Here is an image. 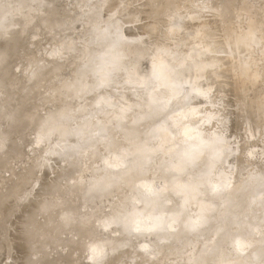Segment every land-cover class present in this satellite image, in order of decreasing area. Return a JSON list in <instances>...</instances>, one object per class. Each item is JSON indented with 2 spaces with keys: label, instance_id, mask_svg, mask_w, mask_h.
Listing matches in <instances>:
<instances>
[{
  "label": "rangeland",
  "instance_id": "rangeland-1",
  "mask_svg": "<svg viewBox=\"0 0 264 264\" xmlns=\"http://www.w3.org/2000/svg\"><path fill=\"white\" fill-rule=\"evenodd\" d=\"M54 1L56 2L55 7H53L54 13L48 14L41 9V4L51 3V0H25V3L22 5H19L16 0H0V17L5 19L6 23H8L7 27L0 25V76L3 75L1 76L2 78L0 77V88L2 87L0 89V99L2 98V100H0V106L2 105L0 107V124L2 123L3 125L6 123L4 128L7 126V118L4 116L10 113L11 110H14L20 102L24 103L23 99L26 97L28 98L26 99L27 102L25 101V103L29 104L30 106L25 103V105L22 104V109L24 111L29 110L30 107V110H33L36 107L38 109V106H40V116H45V113L50 110L53 111V105H49L45 101L46 98H48L49 95L54 96L56 93L55 90L59 87L71 86L73 83H75L76 73L80 69L85 68L86 64L91 63L94 66L95 75L88 74L83 80L87 83V85H85L84 91L77 93L74 91L75 89H71L68 100L56 114L58 118L62 120V122H65L68 121L69 112H76L85 105L90 107L83 117L76 118L74 120L76 121V125L70 126V130L74 129L76 126H83V123L90 119L92 122H96V119L99 117L101 121L105 123L108 122V119L112 121L113 117H127L129 114L138 115L142 112L146 114L142 125H145L146 127L147 125H149V127L152 125L151 127L155 128L161 127L163 125L171 133L172 142L175 146H182L186 142L185 139L182 138H185V135H187L188 140L185 145L188 146L189 144H192L193 146L200 147L202 149H204V147H208L211 151L207 149L206 152L208 154L210 153V159L214 161L212 165V172L210 174L206 172V169H202L204 172L199 175L197 180L200 182L202 178L208 176L213 182L209 184L214 185L217 183L215 184L216 186L214 185V187H217L214 189L216 190V192L214 191L215 194L206 193L201 198V201H196V199L193 200V198H186L187 200L178 199L179 195L177 198H173L175 194L168 192L165 194L164 199L162 198L163 200L160 199L161 202L168 201L169 198L175 199V202L173 201V203L168 204L166 208H164L163 214L165 215H162V219L170 222L179 212L170 216H166V213L172 214L170 212H177L174 209L176 205H178V207L181 209H188L187 215L189 217L193 216L192 210L198 211V216L200 219L203 216V211L198 210L197 207L201 204V202H206V204L208 203L209 207L206 211V214H212L213 216H211L212 219L210 223L206 222L207 226H203L204 223H202V227H200L197 232L195 231L196 233H193L187 232L181 223H175L172 225L173 229L170 225V228L174 234V241H170V244L167 245L165 242H163L160 245L152 246V244H150L149 238H146V240H148H145L146 243L144 238L143 241L142 239L127 240V242L125 241L126 243L124 242L126 248L128 247L129 250H133L134 252L139 250L136 253H133L132 251V254L128 256H120L118 254L112 253L111 251L110 253L106 251L105 253L104 251L101 252L102 250L93 245V243L90 253L92 261H87V253L85 252L88 249L87 242L85 244L86 246L84 245V251L81 253V257H85L86 260L80 257L82 259L80 260L81 264H92L94 260L95 262L99 260L102 255L108 258L107 264H155L157 260L155 259V256H157L156 258L162 257V261L159 258V261L157 260L156 264H164L163 261L166 262L167 259L169 260L165 264H181L182 261L186 262L185 264H191L192 261L189 260L190 256H194L198 249L197 247L199 246L200 248L204 242L207 243L208 241H212L216 237L215 234H212L211 231H208V228L210 227L209 225L216 226V223L212 222L214 221V218H216L221 213L223 209V199H226V196L228 195V192L232 188L233 184L238 180L237 174L239 171L237 172L236 166L243 164L248 167L246 170L240 173L239 179H248L251 184L252 182L258 184V187L261 188L260 190H263L264 192V185L260 183V176H264V172H256L257 170L259 171L260 169H264V162L258 161L255 158H248L249 160H246L248 152L252 151L257 153L255 156H260L264 161V148H262L260 145V142L264 141V122H260L261 120L258 117V112L252 111L251 116L245 117V109L247 108L246 106L254 105L257 107V105H259L257 101L252 102L251 98H254L252 93L256 94L258 92L259 94L261 89L264 92V80H261L256 84L249 83L246 80L244 85H242L241 90L237 91V86L240 87V84L238 85L237 79L235 77L237 72L235 73L234 71L236 70L237 65L230 59V48L223 40L222 21L205 9L201 10L203 9L200 6L202 4L201 0H188L189 3L187 6L182 5V1L180 2V0H169L158 6L155 9L154 14L152 13V5L154 0H104L102 5L99 7L95 6L92 8V10L98 16L97 18L93 19H97L98 24L95 26H104L107 28V30L104 31L103 36L100 38H89L91 43L87 48L83 46L82 41V38L85 37L84 34L86 33H82L80 30L83 28H88V25L85 23V19L79 15V13H81V7L84 3H82L81 0ZM78 2L81 3L78 7H76ZM260 3H264V0H232V9L230 11V16L228 17L230 26L227 27L229 28L227 31H231V29L235 28L238 31L237 34L239 33V35H241L240 37L245 35L243 37L245 43L242 46H239V51L237 49L238 53L236 54L237 56H244L248 59V61H250L246 72L248 78L253 77L254 72L257 70V65L259 64V60H257V58H260L261 55L257 50L260 47V42L257 35L253 34L247 36V34L250 33H247V31L244 33L246 30L245 21L247 20H244L243 18L239 19L236 15L240 9L244 8L253 11L254 7L260 5ZM219 4L220 0H214L208 7L209 9L211 8V10H213L216 9ZM140 6L141 8L139 9ZM174 7L180 8L179 10L177 9V13L181 15V22L179 23L180 29L178 32L170 34L172 37L167 35L165 37L164 31L169 28L170 23H165L164 20H162L163 17L161 14L164 11L171 10ZM197 14L199 17H195ZM196 18L197 21H195ZM152 24L155 25L156 30L154 31H151L149 28V26ZM91 26L92 25H90L89 28ZM96 27L94 28L95 30L91 29L92 33L93 31L96 32ZM213 29H216V31ZM16 31L18 33L16 34L15 38L9 42L11 36ZM212 32L217 35L212 34ZM218 36L221 38L222 42L219 40L220 38ZM196 37L197 39H195ZM102 39L105 40L100 41ZM124 42L130 43V46H132L129 50L130 53L128 57L125 56L127 50L125 47H120L117 50L114 49L117 44ZM166 42L167 45L165 44ZM219 42L220 46L217 45ZM214 43L216 45H214ZM205 45L210 46V48L207 47V50L203 49L202 51V47L204 48ZM193 47L197 49H194ZM83 48L86 50L85 59L82 58V55L80 56L77 53L81 52ZM208 50L209 52H206ZM216 50H220L219 52L222 51L226 54L222 53L218 55V64L216 63L215 67L208 68V72H211L209 75L205 77L197 75L201 66H204L208 63H213L210 59L213 54L211 52H215ZM58 51L59 53H57ZM163 52L167 53L166 55L169 53L172 55L171 57L166 58V63H164L162 59L159 58V55H163ZM198 53H200L199 58L194 60V63L190 62L188 57L192 54L195 55ZM122 56L125 58H121ZM183 56L186 60L183 58ZM102 58H104V60L109 58L107 59L108 61L111 59L110 65L113 64L111 69L100 65L101 63L99 60H102ZM174 58L176 62L175 64ZM55 59H58L57 64H54ZM41 69L46 73L51 74V76L50 78H46L43 82L40 80L36 83L37 79L35 78V74ZM165 69L167 71L164 73ZM212 70L215 71V74L212 72ZM237 71H239V73L241 72L242 74L244 70L239 69ZM178 72L181 76L178 74ZM32 78L35 79L33 80L34 82H28V79L31 80ZM97 79L101 80V82L99 83V80ZM182 79L183 81L181 82ZM138 83L142 84L139 86V88L136 86ZM25 84H27V86L26 89L23 90ZM30 85L32 88L38 86V88L34 90V93L30 91ZM212 86H215V90L210 89ZM197 88H203L202 91H200L201 93L195 92L197 91ZM207 88H209L211 91ZM24 91L27 92L24 93ZM10 94H12L11 99H9ZM79 94L81 99L78 101L76 96ZM261 95H264V93H260L259 96ZM151 97L153 98L152 100ZM20 98L22 99L19 100ZM36 101H39V103H36ZM7 107H9V110ZM159 107L160 109L163 107L164 114L178 110V112H176L177 120H169V122L166 123L168 120H164V114L157 113ZM192 107L196 109L193 111V114H189ZM106 125L108 127L106 128L108 131L106 137L111 138L112 140L115 139V137H118L117 139L122 138L123 131L116 130L114 126H111V124L109 125V122ZM90 127V129L93 128L91 125ZM5 129L3 130L0 128V198L7 196L10 190H14L16 187H18L15 184L17 172H21L18 174V176L26 174L32 170L37 160H39L38 164H43L44 162L45 165L42 170H38L41 172H33L34 177L19 190V193L22 197L21 199L13 200L10 198V200L7 201L4 207L0 210V218L3 219V222L0 221V248L3 247L2 251H0V264H25L28 262V260L36 261L38 259L42 261L45 259L48 249L41 253H34L33 255V250L26 248L24 239L21 241L20 237L25 234V230L29 225V221L34 218L33 214L37 206L44 202V200H47L45 198L48 197V195L50 198L54 196L55 193L53 192L47 194V190L53 188L56 185H58L57 187L60 186L63 189H68L66 187L71 188L74 183L78 182L77 172L80 171V169H74V165H77L79 161L81 162V160L84 161L85 158L77 155V143L75 144L71 137L69 138L66 133H63L64 135L60 134L56 129L53 128L49 130H39L35 133H33L34 129L26 132L25 135L27 136H21V140L24 142L21 146V148H23L21 155L19 157H12L11 149H13L14 146H20L21 140L18 139V135L9 137L7 134H5V132L8 131V128L6 130ZM182 135L184 136L182 137ZM211 136L218 138L219 140H213L210 142L208 141L207 143L205 142V144L203 140H209V137ZM62 140L65 141L61 142ZM57 142L60 147L55 146ZM256 145H258L257 148L255 147ZM54 146L56 148H53ZM55 151L58 152V154H55ZM63 151H66L67 154H63ZM100 153L106 162L109 160L108 162L110 165L108 164L107 167L110 170H118L120 167L123 168L124 166L129 165L131 162V156H127L126 160H124V149H114L108 145V141L101 145ZM154 153L157 154L156 159H160L161 162L166 160L170 154V151H165L163 149L160 150V148L156 147V152ZM208 154L206 155L207 157ZM114 156L115 160L113 159ZM45 158H48L47 162L45 161ZM118 158H120L119 161H117ZM7 159H9L10 166L7 165L6 168H2L1 166L5 165ZM63 160L65 162H63ZM121 160L124 161L123 164ZM112 161L114 162L112 164L117 166V168H113L114 165L111 166L110 162ZM117 163L120 164V166ZM200 163L201 162L198 159H194L184 165L180 173L175 178L171 179L170 184L185 185L186 187L184 189L189 192V194L195 191L194 185H192L193 181L190 182L191 178L188 175L191 174L193 170L199 169L201 166ZM259 166L262 168H258ZM69 170L70 172H68ZM88 170V173L86 172L84 175L85 178L83 179V182L88 180L87 177L90 174V169ZM250 171H252V173L256 172V174H258L255 177L256 181L254 177H252V173ZM69 177L70 179H68ZM9 180H13L14 182H10ZM150 182L154 183L152 181ZM150 182H145L144 185ZM66 183L67 185H65ZM34 185L38 186L36 187ZM153 185H155V187ZM146 186L144 187V193L154 191L158 192V185L156 183L152 185L149 184V187H151L147 188L149 190L148 192L146 190ZM65 198L67 199L68 197L65 196ZM131 199L132 202L135 203L137 201L136 203L138 204L139 199L137 195H132ZM251 199L253 201L252 203L257 204L258 200L261 198L256 199L254 195L251 196V193H249L245 202H251ZM60 203L61 202L59 201V204ZM19 204L20 207H18ZM252 205L253 204L249 203L246 209H238L236 213L238 215H244L246 213L250 218H253L257 214V208L255 205ZM155 207H158L157 209L162 213L161 205L155 204ZM61 208V204L58 208L55 207L53 209V216L56 215V218H58V215L61 213ZM150 210L151 209L149 208L148 210L141 212L139 218L145 215L149 216L150 214L148 211ZM83 211L90 213V210ZM108 211V209H105L106 213H108ZM2 212L4 214H2ZM158 215L160 214L158 213L154 216H156L157 219L161 218ZM15 216H18V218ZM45 218L47 217L45 216ZM45 218L44 216L37 217V223L43 224ZM159 220H157V222H160ZM134 222L139 223V220ZM162 222L163 220L161 223ZM144 224H149V222ZM120 227L122 228L121 224L117 229L121 230ZM227 228L232 234H236L239 231L238 228L234 226H227ZM259 229H264V224L260 225ZM120 232H122V230L118 231L115 229L113 234L118 236L121 234ZM64 234H62L63 236L60 235V238L64 239L67 237L66 235H68V233L66 232ZM257 236H260V233H257L256 230H246L241 238H237L233 243H225L221 246H217V249L220 255H224L226 258L234 260L238 255V252L235 248L237 247V249H240L239 245L241 243L253 241L255 240V237L257 238ZM68 237L70 238L69 235ZM200 237L204 239H201ZM206 237L207 239H205ZM187 239H189L193 245ZM129 241H131L132 246L129 245ZM138 242H140V245ZM18 243L20 245V251L18 249ZM147 243L149 245H147ZM231 244L234 245L232 246ZM58 246H60V244H58ZM140 246L142 248H140ZM149 246L150 251L148 250L147 252V249H149L147 247ZM234 246L236 247L234 248ZM93 248L94 251H92ZM97 248L101 253H103L101 256L97 255H100L99 251L96 254ZM143 248L145 250L144 253L141 254ZM163 248L167 250H163ZM261 248H264V245L261 246ZM193 249L195 251H193ZM92 252H94L93 256ZM175 252L178 254V256H181H177V260H175ZM259 252V249L254 251V249L251 248L246 255L251 260H257L259 257ZM149 254H152L153 256L151 255L150 257ZM133 255L134 257L137 256L136 259L139 257V260L137 261L135 258H132L131 256ZM129 256L131 258H129ZM75 257L78 258L79 256H74V258ZM152 257L153 259H151ZM163 257L166 258V261L165 258L163 259ZM143 259L146 261L143 262ZM186 259L189 260V262L186 261ZM152 260L154 261L151 262ZM179 261H181V263ZM64 262L59 264H64ZM184 262L182 264H184ZM222 263L223 262H220L219 264ZM78 264H80L79 261ZM260 264H264V260Z\"/></svg>",
  "mask_w": 264,
  "mask_h": 264
},
{
  "label": "bare ground",
  "instance_id": "bare-ground-1",
  "mask_svg": "<svg viewBox=\"0 0 264 264\" xmlns=\"http://www.w3.org/2000/svg\"><path fill=\"white\" fill-rule=\"evenodd\" d=\"M81 1L84 4L81 7V11H80L81 13H79V15L81 17H83V19H85V23L88 25V28L87 29L83 28L80 30L82 31V33L83 32L86 33V34H84L85 37L82 38V41H83V46L85 48H87L91 43L90 39H94L96 37L97 38L102 37L104 34V31L107 30V28H105L104 26L96 27L95 25L98 24L97 19L93 20L94 18H97L98 16L96 13L93 12L92 8L95 6L99 7L100 5H102L104 3V0H81ZM167 1H169V0H154V3L152 5V7H153L152 13L154 14L155 9ZM213 1L214 0H201L202 4L200 6H201V8H203L201 10L205 9L206 11L210 12L212 15H214L215 17H217L219 20L222 21L221 22L223 25L222 26L223 27V30H222L223 34L222 35L224 37L223 40L225 41L226 45L230 48V55H229L230 59L233 62H235L237 65L236 70H234L235 73L237 72L235 77L237 79L238 85L240 84V87L237 86V88H236L237 91L241 90V87H242V85H244L246 80L249 83H253V84L259 83L261 80L263 81L264 80V28H263L264 27V3H262V4L260 3V5H257L256 7H254L253 11L250 9H246V8L240 9V11H238V13L236 15L239 19L243 18L244 20H247V21H245L246 22V30L244 31V33L246 31H247V33H250V34H247V36H250L253 34L257 35L258 40L260 42V45H259L260 47L257 50L259 51V53L261 55H260V58H257V60H259V64L257 65V70L254 72L253 77L248 78L246 75V72H247L248 65H249L250 61H248V59L246 57H244V56L241 57L239 55L237 56V54H236V53H238L237 49L239 48V46H242L245 43V40L243 38L245 35L240 37L241 35H239V33L237 34L238 31L235 28L231 29V31H227L229 29L227 27L230 26V22L228 20V17L230 16V11L232 9V0H220V4L218 5V7L216 9L211 10V8L209 9L208 6ZM16 2L19 5H22L25 3V0H16ZM180 2L182 3V5H185V6H187V4L189 3L188 0H180ZM80 3L81 2H78L76 4V7H78L80 5ZM55 4H56V2L54 0H51V3L41 4V9L48 14L54 13L53 7H55ZM140 8H141V6L139 7V9ZM177 9L179 10L180 8L174 7L171 10L164 11L161 14L163 17L162 20H164L165 23H168V24L170 23L169 28L164 31L165 37H166V35L172 37V35H170V34H172V33L174 34V33L178 32L180 29L179 23L181 22V15H179L177 13V11H178ZM196 13H198V12H196ZM195 17H199L198 14L195 15ZM195 21H197V18ZM0 25L7 27L8 23H6L5 19L0 17ZM90 25H92V26L94 25V26L93 27L91 26L92 28L91 27L89 28ZM194 25H192V26H194ZM95 27L97 30H96V32L93 31V33H96V34H93L91 32L92 31L91 29H94ZM149 28L151 31L156 30L155 25H153V24L150 25ZM214 28H216V27H214ZM191 29H192V27H191ZM213 30L216 31V29H213ZM17 31L11 36L9 42L15 38L16 34L18 33ZM87 31H88V33H87ZM208 33H210V32H208ZM212 34H214V32H212ZM214 35H217V34H214ZM176 37H177V35H176ZM195 39H197V37ZM208 39H209V37H208ZM104 40L105 39H102L100 41H104ZM180 40H182V39H180ZM219 40H221V38ZM161 41H162V39H161ZM178 42H181V41H178ZM221 42H222V40H221ZM165 44L167 45V42ZM178 44H180V43H178ZM219 44H220V42L217 45H219ZM130 45H131L130 43H125V42L119 43L115 46L114 49L117 50L120 47H125L127 49L125 56L128 57L129 53H130L129 50L132 47ZM214 45H216V44L214 43ZM207 47L210 48V46L205 45L204 48L202 47V51H203V49H206ZM223 47H225V46H223ZM194 49H197V48H194ZM157 51H158V49H157ZM219 51H217V50L215 52L210 51L211 53H213L211 58H210L213 63H208L204 66H201L197 75H199V76L201 75V76L205 77V76L209 75V73H211V72H208V68H212V67L216 66V63L218 62V59H217L218 55H220L222 53L226 54L225 52H222V51L219 52ZM238 51H239V49H238ZM241 51H243V50H241ZM164 52H163V55L162 54L159 55V58L162 59V61L164 63H166V61H165L166 58L171 57L172 55L170 53L168 55H166L167 53H164ZM206 52H209V50ZM55 53H56V51H55ZM57 53H59V51ZM77 53L80 56L82 55V58L85 59L86 50L84 48H83V50H81V52H77ZM199 56H200V53L195 54V55L192 54L188 57V59L190 60V62L194 63V60L199 58ZM51 57H52V53H51ZM185 57H186V55H185ZM121 58H125V57L122 56ZM183 58H184V56H183ZM1 59H4V58H1ZM107 59H109V58H107ZM107 59L104 60V58H102V60H99L101 63L100 65L103 67H107V68L111 69L113 64L110 65L111 59L109 60L110 63ZM114 61H115V58H114ZM254 61H255V59H254ZM57 62H58V59H55L54 64L55 63L57 64ZM182 62H183V59H182ZM1 63H2V61H1ZM175 63L176 62H175V58H174V64ZM116 68H118V67H116ZM239 69L244 70L242 73L243 75L241 74V72L239 73V71H237ZM166 71L167 70L165 69L164 73ZM137 72H138V70H137ZM212 72H214V74H215V71L212 70ZM88 74H94L95 75V69L91 63L86 64L85 68L80 69L76 73L75 83H73L71 86L59 87L58 89L55 90L56 93L54 96L49 95V97L46 98L45 101L49 105L50 104L53 105L54 110L48 111L47 113H45V116H40V113H39V111H40L39 107L40 106H38V109L36 107L33 110H30L31 107L29 108V110L26 109L27 111H24L22 109V104L23 105L27 104V103H25V101L28 97L23 99L25 104L20 102L18 105L19 107L16 104L17 107L14 110H11L10 113H8L4 116L7 118L6 119L7 120V126H9V127L5 126V128L6 127L8 128V131H6L5 134H7L9 137H12L13 135H18V139L21 140L22 139L21 136H27V135H25L26 132H29L32 129H34L33 133H35L39 130H44V129L49 130V129L53 128V129H56L57 132H59L60 134L66 133L69 138L71 137L72 141H74L75 144L77 143V148H78L77 155L81 156L82 158H85L84 161L81 160V162L79 161V163L77 165L75 164L76 166L74 165V167H75L74 169H80V171L77 172L78 173V178H77L78 182L74 183L73 186H71V188L66 187L68 189H63L60 186L57 187L58 185H56L53 188L47 190V194L53 192V193H55L54 194L55 197L53 196L50 198V196L48 195V197L45 198L47 200H44V202L40 203L39 206H37V208L35 209L34 214H33L34 218H32L29 221V225L26 227L25 234H23L20 237V240L22 241L24 239V243L26 244V248L32 249L33 255H34V253H41L47 249H48V253H46L45 259L42 261H40V259H38L36 261L28 260V262L25 264H38V263H41V264H59V263L64 262V261H65L64 264H78V261L81 264L80 260H82L83 258L86 260L85 257H81V253L84 251V247L86 246L85 244L87 242H88V249L85 251L87 253L86 254V257L88 259L87 261H92V257L90 256V253H91V248L93 245L97 246L100 250H102L101 252L104 251V253H105V251L108 253H110V251H111L112 253L118 254L120 256H128V255L132 254L133 250H129L128 247L126 248L125 243L127 242V240L142 239V241H143V238H144V241H145L146 238L147 239L149 238L150 244H152V246L153 245H160L163 242H165L167 245V244H170L169 242L174 239V234L172 232V229H173L172 225H174L175 223H181L187 232L196 233L198 231V229L200 227H202L201 226L202 223H204L203 226H207V223H210V221L212 219L211 216H213L212 214H208V215L206 214V211L209 207V204L208 203L206 204V202H201V204L197 207V209L203 211L204 217L202 216V218L199 219V216H198L199 213H198V211H195V210H192V214H193L192 217L193 218L189 217L187 215L188 209H186V208L181 209L180 207H178V205H176V207L174 209L177 212H170L172 214L166 213V216H170V215H173V214L179 212L176 215L177 217L176 216L173 217V220L171 222L166 221L165 219H162L163 218L162 215H165V214H163L164 208H166V206L168 204L173 203V201L175 202V199L169 198L168 201H162V202L160 201V199H162V198L164 199L165 194L168 192L175 194L173 198H177V196L179 195L178 199L187 200L186 198H191V199L193 198V200L196 199V201H201V198L206 193L215 194L214 191L216 192V190H214V189L217 187H214V185L217 183H215L214 185L209 184L212 182V180L208 176H206L205 178H202V180L200 182H198V180H197L199 175L202 172H204V171H202V169H206L207 170L206 172L210 173V174L212 172V165H213L214 161H212L210 159L211 158L210 153L208 154L206 152V150L209 149L208 147H204V149H202L200 147L193 146L192 144L191 145L189 144L188 146L185 145V143H187V140H188L187 135H185V138H182V139H185V141H186L183 144L184 146L183 145L182 146L179 145L180 147L175 146L172 142L171 133L163 125L161 127H158V128L151 127L152 125L150 127H149V125H147V127L145 125H142L143 119L145 118V115H146L145 113H142V112H141V114H138V115L129 114L127 117H125V116H122L119 118L113 117L112 121H110L108 119L109 125L111 124V126H114L115 129L118 131L119 130L123 131L122 138L117 139L118 137L117 138L115 137V139H113V140L111 138L106 137L107 136L106 134H108L107 133L108 131L106 129L108 127L106 124H108V122L103 123L99 117L96 119V122L95 121L92 122L90 119V120H87L86 122H84L83 126L82 125L76 126L74 129L70 130V126L76 125V121H74V120L76 118L83 117L84 114L90 108L86 105L83 106L80 110H78L76 112H69L68 113L69 114L68 121L62 122V120H60L58 118V116L56 114L64 106L65 102L68 100L69 95H70V90L75 89L74 91H76L77 93L84 91L85 85H87V83L84 82L83 80L86 78V76ZM178 74H179V72H178ZM1 76H3V75H1ZM50 76H51V74L46 73L44 70L41 69L35 74V78L37 79L36 83L39 82L40 80L43 82L46 78H50ZM165 78H166V76H165ZM33 80H35V79L34 78H32L31 80L28 79V82H31ZM97 80H99V79H97ZM223 80H225V79H223ZM182 81H183V79L181 80V82ZM100 82H101V80H99V83ZM99 83H98V85H99ZM8 84H10V83H8ZM40 85H41V83H40ZM141 85H142L141 83L136 84V86H138V88ZM10 86H12V85H10ZM24 86H23L24 89L23 88H21V89L25 90L27 84H25ZM162 87H160V88H162ZM37 88H38V86L37 87L35 86L34 88H32L30 85L29 89H30V91H32V93H34V90H36ZM163 89H160V90H163ZM199 89L197 88V91H195V92L199 93L200 91H202L203 88L202 89L199 88ZM207 89H209V88H207ZM210 89L215 90V86H212V88H210ZM261 90H260L259 94H258V92L256 93L257 95L255 93H252V96L254 98H251V101L252 102L257 101L259 103V105H257V107L254 105L246 106L247 108L245 109V117L251 116L252 111L258 112L259 113L258 117L261 120L260 122H264V109H263L264 95L259 96L260 93L263 94L264 92H263V90L262 91ZM25 92H27V91H24V93ZM26 96H30V95H26ZM46 97H47V95H46ZM76 97H77L78 101L81 99L80 94ZM11 98H12V94H10V96H9V99H11ZM22 98H20L19 100H21ZM50 99H52V100H50ZM152 99L153 98L151 97V100ZM0 100H2V98ZM36 100H37V98H36ZM37 102L39 103V101H36V103ZM32 103H31V105H32ZM27 105H29V104H27ZM10 106H11V104H10ZM181 106H180V108H181ZM3 107H5V106H3ZM8 108L9 107H7V109ZM7 109H5V110H7ZM195 109L196 108L192 107L189 114H193V111ZM163 111H164L163 107H161V109L159 107V110L157 111V113L162 114ZM176 112H178V110H175V112H170V113L168 112L166 114L163 113L164 114V120H166V119L168 120L167 122L166 121L165 122L168 123L169 120L170 121L175 120L176 119ZM9 114L12 116H10ZM160 117H162V116H160ZM10 119H11V121H10ZM149 120H150V118H149ZM151 121H152V118H151ZM178 123H179V121H178ZM123 124H125V125H123ZM0 125H1L0 128L4 130L5 129L4 125H6V123L3 125L1 123ZM90 125L93 126L92 129H90L91 128ZM165 125H167V124H165ZM180 136H181V134H180ZM183 136L184 135H182V137ZM28 138H30V137H28ZM209 138H210L209 140H206V141L203 140V142L207 143L208 141L210 142L213 140L214 141L219 140L218 138H215L212 136ZM63 141H65V140H62L61 142H63ZM106 141H108V145L114 149L119 148V149L125 150L124 160H126L127 156H131V162L129 163V165L124 166L123 168L120 167L118 170H114V169L110 170L107 167V165L109 164V162H108L109 160L106 162L102 158V155L100 153L101 145L103 143H105ZM197 141H199V140H197ZM179 142H181V141H179ZM23 143L24 142L21 140L20 146H14V148L11 149V156L12 157H19L21 155V151H23V148H21V146L23 145ZM26 143H27V141H26ZM260 145L262 148H264V141L260 142ZM55 146L60 147L58 142L56 143ZM55 146L53 148H56ZM156 147L160 148V150L163 149L165 151H168V150L170 151V154L166 158V160L160 162V159L159 160L156 159L157 154L154 153V152H156ZM255 147L257 148L258 145H256ZM51 148H52V145H51ZM53 150H55V149H53ZM51 152H52V150H51ZM51 152H49V153H51ZM55 154H58V152H56ZM63 154H67V152L63 151ZM207 154H208V157L206 156ZM255 155H257V153H254L252 151L248 152L246 160L248 158H251V159L255 158L258 161L264 162L260 156H255ZM105 158H106V156H105ZM47 159L45 158L46 162H47ZM113 159L115 160V156ZM116 159H117V156H116ZM119 159L120 158H118L117 161H119ZM194 159H198L201 162L200 163L201 166L199 169L193 170L191 172V174L188 175L191 178L190 182L193 181L192 185H194V190H195L189 194V192H187L184 189L186 187L185 185H178V184L176 185V184H170V183H171V179L175 178L180 173V171L182 170V167ZM113 161L110 162L111 166L114 165L112 163H114L115 161L114 162ZM121 161H120V164H121ZM63 162H65V161L63 160ZM123 162L124 161H122V164H123ZM38 163H39V160L36 161V164L33 166L32 170H30L29 172H27L24 175L18 176V174L21 172L16 173L17 176L15 178V184L18 187H16V189H14V190H10V192L7 196H3L4 199H3V197L0 198V210L4 207V205L7 203V201L10 200V198H12L13 200H17V199L20 200L22 198L20 193H19L20 192L19 190L29 180H31L34 177L33 172H37L38 170H42V168H44V165H45L44 162H43V164H38ZM120 164H118V165L120 166ZM7 165L10 166L9 159H7L5 165H2L1 167L6 168ZM258 165H260V164H258ZM260 167L261 166H259L258 168H260ZM113 168H117V166L114 165ZM236 168H237V172L239 171L237 174L238 180L233 184L232 188L228 192V195L226 196V199L225 200L223 199V202H222L223 203L222 204L223 209L217 217L215 216L216 218H214V221L212 222V223H216V226L209 225L210 227L208 228V231H211L212 234H215L216 237L214 240L208 241L207 243H205L203 240L204 244L202 246L200 245L201 246L200 248L198 246L197 247L198 249L196 247H194L197 249V251L194 254V256H190L189 260L192 261L191 264H194V263L195 264H197V263L198 264H219L220 262H223L222 264H260L264 260V248H261V246L264 245V229H259L260 225L264 224V194H263L264 192H263V190H260L261 188L258 187V184L254 183V182H252V184H251L248 181V179H243V178L239 179L240 173H242L248 167H246L243 164H240V165L236 166ZM88 169H90V174L87 177L88 180L86 182H83V179L85 178L84 175ZM38 172H41V171H38ZM68 172H70V170ZM88 172H89V170H88ZM250 172L252 173V171H250ZM256 172L257 173L264 172V169H260L259 171L257 170ZM256 172L252 173V177H254L255 181H256L255 177L258 175V174H256ZM72 173H73V171H72ZM260 177L262 180V182L260 180V183L264 185V183H263L264 182V176L262 175ZM68 179H70V177ZM9 181L11 182L13 180H9ZM150 181H152L158 185V192L153 190L155 185H153L154 187L152 188V190L154 192H148L149 190L147 188L149 187V184H151V185L154 184V183H151ZM38 182H37V184H38ZM145 182H150V183H146L144 185ZM159 183H160V185H159ZM31 185H32V183H31ZM65 185H67V183ZM146 185H148V186H146ZM34 186H36V185H34ZM145 186H146V190L148 193H146V192L144 193V189H145L144 187ZM189 186H191V185H189ZM249 193H251V196L254 195L256 197V199L261 198L260 200H258L257 204L252 203L253 202L252 199H251V202H248V203L245 202L246 197ZM33 194H35V193H33ZM134 194L138 196V199H139L138 204L136 203L137 201L135 203L132 202L131 196ZM65 196L68 198L66 199ZM23 198H24V196H23ZM28 199H30V198H28ZM67 200H69V201H67ZM59 201L61 202L60 204L62 205V208H61V213L58 215V218H56V215L53 216V209L55 207H57V208L59 207V205H60ZM249 203L253 204L252 206L255 205L257 208V210H256L257 214L253 218H250L246 213L244 215H238L236 213V211L238 209H243V210L246 209ZM155 204L161 205L162 213H161V211H159L157 209L158 207H155ZM18 207H20V204L18 205ZM149 208L151 209L150 211H148L150 215L149 216L145 215V216L139 218V215H141V212H143L144 210H148ZM105 209L109 210L108 213L105 212ZM83 210H88V211L90 210V213H87L86 211H83ZM175 210H172V211H175ZM0 213H1V211H0ZM158 213L160 214L158 216L161 217L159 219L163 220L162 223H161L162 220H159V219H157L156 216H154V215H157ZM2 214H4V213L2 212ZM41 216L42 217L44 216V218L46 216L47 218H45V221L43 224H38L36 219H37V217H41ZM137 217H138L139 223L134 222V221H138ZM16 218H18V216ZM133 219H136V220H133ZM157 220H159L160 222H157ZM0 221L3 222V219L0 218ZM131 222L132 223L134 222L135 224L134 223L132 224ZM148 222H149V224H144V223H148ZM118 224L119 225L121 224L122 228L121 227L120 228H121L122 232H120L121 234H119L117 236L113 233H114L115 229L118 231H121V230L117 229L119 227ZM133 225H134V227H133ZM170 225L172 226V229L170 228L171 227ZM115 226H117V227H115ZM167 226H169V227H167ZM227 226L237 227L239 230L238 233H236V234L230 233L228 231ZM246 230H253V231L256 230L257 233H260V236H257V238L255 237V240H253V241L241 243L239 245L240 249H237V247L234 246V248L236 247L235 249L238 252L237 258H235L234 260H231L230 258H226L224 255L219 254L217 246H221L222 244H225V243H233L237 238H241L244 235ZM66 232L68 233L70 238L68 237V235H66L67 237H65L64 239L60 238V235L63 236L62 234L66 233ZM201 239H204V238H201ZM205 239H207V237ZM187 240L189 241V239H187ZM146 241H148V240H146ZM146 241H145V243H146ZM129 242L131 243V241H129ZM130 243H129V245L132 246V243L131 244ZM139 243L140 242H138V244ZM58 244H60V246H58ZM17 245H19V243ZM147 245H149V244L147 243ZM231 245L233 246L234 244H231ZM95 246H94V248H95ZM141 246H143V245H141ZM141 246H140V248H142ZM144 246H145V244H144ZM152 246H151V248H152ZM164 246H162V247H164ZM2 248H0V251H2ZM19 248H20V245H19L18 249ZM94 248L92 251H94ZM98 248H97L96 254L99 251ZM147 248H149V249H147V252H148V250L150 251V246ZM164 248H163V250H167ZM251 248H253L254 251L256 249L260 250L259 257L257 260H251L246 255L250 251ZM144 250H145L144 248H143V251L140 250V251H142L141 254L144 253ZM19 251H20V249H19ZM137 251H139V250H137ZM193 251H195V250L193 249ZM101 252H100V255L99 254H97V255L101 256L103 254ZM136 252L133 251V253H136ZM147 252H145V253H147ZM93 253L94 252H92V256H93ZM163 254H166V253H163ZM168 254H169V252H168ZM176 254H175L176 259L174 258L175 260H177V258L180 256V255L178 256V254L177 255ZM134 255H136V254H134ZM134 255L131 257L135 258V260L138 261L139 257L136 259L137 256L134 257ZM151 255L149 254L150 257H151ZM173 255H174V253H173ZM74 256H79V257L74 258ZM131 257L129 256V258H131ZM156 257L157 256H155V259H157L159 261L160 257H158V258H156ZM165 257H163V259ZM145 258H147V257H145ZM151 259H153V257ZM160 259L162 261V257ZM141 260H142V258H141ZM150 260H148V261H150ZM157 260H156V262H157ZM168 260L169 259H167V261ZM189 260L186 259V261H188V262H189ZM37 261H39V262H37ZM144 261H146V260L143 259V262ZM153 261L154 260H152L151 262H153ZM165 261H166V258H165ZM107 262H108V258L106 256L102 255L99 260H97L96 262L94 260V262L92 264H107ZM156 262H155V264H156ZM166 262L163 261L164 264ZM179 262L181 263V261H179ZM183 262L184 261H182V263ZM172 263H174V262H172ZM185 263L186 262H184V264ZM142 264H144V263H142ZM187 264H190V263H187Z\"/></svg>",
  "mask_w": 264,
  "mask_h": 264
}]
</instances>
